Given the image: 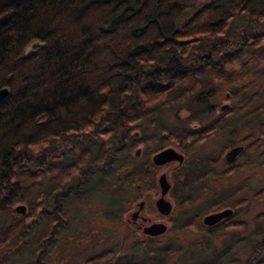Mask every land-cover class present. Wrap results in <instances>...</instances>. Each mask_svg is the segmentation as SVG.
Instances as JSON below:
<instances>
[{
	"label": "trees",
	"instance_id": "obj_1",
	"mask_svg": "<svg viewBox=\"0 0 264 264\" xmlns=\"http://www.w3.org/2000/svg\"><path fill=\"white\" fill-rule=\"evenodd\" d=\"M1 88L7 93L0 100V264H16L18 255L33 264L60 241L69 248L82 240L65 231L69 207L87 209L78 207L105 191L101 207L121 222L141 187L155 188L150 158L160 149L172 146L183 155L169 178L173 189L189 176L173 197L184 210L192 207L194 185L221 158L201 173L203 155L194 154L215 132H229L230 147H242V161L223 169L236 174L264 166V0H0ZM246 138L251 142L241 144ZM240 184L227 203L207 206L215 199L182 213L171 230L195 222L202 229V215L231 208L213 226L220 232L209 227L207 234L241 231L233 199L246 189ZM261 193L264 186L253 200ZM252 220L261 224L250 235L259 246L244 264H264L257 258L264 210ZM127 242L72 264H116L120 248L146 257L162 244L145 235ZM225 243L195 264H240L234 256L240 237Z\"/></svg>",
	"mask_w": 264,
	"mask_h": 264
},
{
	"label": "rangeland",
	"instance_id": "obj_2",
	"mask_svg": "<svg viewBox=\"0 0 264 264\" xmlns=\"http://www.w3.org/2000/svg\"><path fill=\"white\" fill-rule=\"evenodd\" d=\"M227 133L221 131L215 132L207 140V142L202 143L197 147V150L194 154L199 153V155H203L199 156L202 161L198 162L199 168H201V173L204 172L203 167H206L207 165H209V163L211 165L212 160H214L217 156L220 155L221 158L218 163H212V167H215L216 170H213L209 173L205 171L204 176L200 178L201 180L199 181V184L194 185L193 188L196 189V191L194 192V195H192L191 197L189 196L192 200V207H187L186 209L188 210L177 207H170V229L168 228L169 224L166 220V217H162L158 214V216L156 215L152 219L151 216L149 217V215L151 214L147 207L144 210L142 208L140 212L143 217L144 215L147 216V220L145 218V222L142 223V221H136V223H133L131 220L130 213L137 208V203L142 201L144 206L147 205L148 207H151L153 206L152 203L154 202V200L160 197V190L156 189V187L150 188L147 187V185L142 186L140 192H142L143 196L146 194L143 191L149 192V194L152 193L153 195L148 194L149 196L147 198H141L140 200L138 199L136 203H134V205L123 214L121 222L114 221L117 218L114 212L110 211L106 207H101L103 204L100 202V200L103 201V199H106L107 201V192L103 191L102 194L97 195V198H94L92 202H88L78 207L80 210L81 207H88L87 209L74 212V208L69 207L67 210L68 226L66 227L65 231L68 233L72 232L75 236H81L82 240H76L74 243L71 242L69 248L67 246H63L62 241H60L53 254L51 253L50 256L48 255L47 257H45L42 262H38L36 259L33 261V264H72L74 262L82 261L84 257L109 245H121V247L124 248L125 246H129L127 241L132 239L134 235L139 237L140 235H145L143 234V232L137 229L136 224L147 226L148 224L154 222H161L165 225L164 232L157 236L162 241L160 249L162 247L171 248L174 251L173 254H169V252L168 254H165L164 251H160V249H158L155 250L154 253H152L150 256L146 257L143 254H137L138 256H126L125 253L127 249H124L125 252L123 254V249L120 248L122 253L119 254L116 264H124L128 260L133 263L139 261L141 264H195V262L197 263L199 259L207 257L206 255L210 254L212 250L222 249L223 245L226 244L225 242L229 240V237L234 235L240 237L241 242L239 243L241 245H239L234 250V256L237 259L238 263H246L247 259L251 257L253 249L259 246L257 245L258 242H256L259 240L250 237V235L254 233V230L257 229V226L261 225L254 223L252 218L257 212L264 210V195H262L263 193H261L257 196L258 201H254L252 194L257 191L259 187L264 186V166L259 168L257 166L247 165L243 168L242 173L236 174H232L231 171L229 172V169H227L228 167L226 168L227 170L223 169L226 161L225 155L228 151H230L232 147H230L232 142L229 140L231 138H229V136H226L228 135ZM225 141H230L229 145H225ZM250 142L251 140L246 138L245 141L241 142V144L244 143V145H246ZM154 145L155 143L151 144L152 147ZM168 147L174 148L172 146ZM205 153L208 157L206 161L203 160ZM237 155L238 154H236V157ZM238 160L242 161L241 156H239ZM150 162L152 166L157 167L155 173H158V176L164 170L166 175L170 176L171 171H175L177 167L176 162H170V164L168 165L157 166L153 163L152 156L150 158ZM229 163H232V161ZM184 176V183L182 184L181 182H179L180 185L178 184V186H174L173 189L169 192L166 190V192L163 194V199L170 202L172 201L176 193H178L177 190H179L181 185L183 186V189L186 188L185 185H188L190 181L188 175V178ZM242 181L246 185V189L242 194H237L233 197V199H236L238 203L237 206L240 209L239 211L233 210L234 212L238 211L237 214H235V218L240 219L244 224V228L241 231H239V229L237 228H229V233H226L224 235H218L217 232L211 234L212 231L207 234V230L197 229V222L193 223V225L189 229L181 230L180 233L171 231V227L173 226L174 221L177 223V225H179V219L182 213L185 216H188L189 213H194L195 211H197L199 207H204V203L213 201L215 199L218 200H215L216 202L214 201L213 205H210L209 207H219L224 204L223 201L229 198V194L232 192V189H234V187L238 185H241L240 183ZM200 209L201 208H199V210ZM224 209L225 208H220L218 210H215L214 212L222 211ZM194 215L195 214H192V217ZM216 223L212 225H215ZM262 227V234L264 237V224H262ZM213 228H218L219 232L221 230L220 227ZM173 230H178L177 226H174ZM33 233L37 235L39 233V230H34ZM174 235H176L177 242L174 239ZM199 240L202 241V247H198L196 248L197 250L195 249L191 252H188L186 250L187 247L196 244ZM232 243H236V241H229L228 244ZM13 247H8V251H10ZM180 248H182L183 250V255L178 250ZM129 249L131 250V247H129ZM258 250L260 252L257 258L261 256L264 257V246H261V248ZM13 258L16 260V264H26V259L22 255L15 256Z\"/></svg>",
	"mask_w": 264,
	"mask_h": 264
},
{
	"label": "water",
	"instance_id": "obj_3",
	"mask_svg": "<svg viewBox=\"0 0 264 264\" xmlns=\"http://www.w3.org/2000/svg\"><path fill=\"white\" fill-rule=\"evenodd\" d=\"M6 93H7L6 88L0 89V100L4 98ZM238 151H239L238 146L231 148L230 151H228L227 154L225 155L226 162L229 163L233 161ZM152 161L157 166H162L170 162H176L177 164H180L183 161V155L180 152L176 151L175 149L168 147V148H164L156 152L152 156ZM157 182L160 188V197H158L155 200V207L160 214L167 215L170 212L169 202L165 201L162 198L163 194L169 188V184L165 179V173H161L158 176ZM19 209H20L19 207H16L17 211ZM230 214H231V209L225 208L222 211H217L214 213L204 215L202 222L206 225H212ZM164 230H165V227L162 223H152L144 227L142 229V232L143 234L148 235V236H156V235L158 236L159 234L163 233Z\"/></svg>",
	"mask_w": 264,
	"mask_h": 264
},
{
	"label": "flooded vegetation",
	"instance_id": "obj_4",
	"mask_svg": "<svg viewBox=\"0 0 264 264\" xmlns=\"http://www.w3.org/2000/svg\"><path fill=\"white\" fill-rule=\"evenodd\" d=\"M239 145V146H238ZM239 147V151H238V155H237V157L235 156V158H234V160L232 161V162H234L235 160H237L238 158H239V156H240V154L239 153H241V150H242V147H241V145L240 144H237V145H235V146H232L231 148H233V147ZM164 149V148H163ZM139 150V152H140V149H138ZM160 150H162V149H160ZM156 152H158V151H156ZM155 152V153H156ZM136 154V153H135ZM197 154V153H196ZM139 155V153L137 154V156ZM225 161V160H224ZM225 163H227L226 161H225ZM170 164V163H169ZM181 164V163H180ZM230 164V163H229ZM168 168V167H167ZM212 168H215V167H212ZM215 170H216V168H215ZM162 173H165V170L162 172ZM156 178V179H155ZM153 184L155 185V187H156V189H158V190H160V188H159V185H158V182H157V179H158V173L157 174H155V176L153 177ZM165 179H166V181L168 182V184H169V188H168V192L169 191H171L172 190V188H171V185H172V183H171V179L169 178V175L167 176L166 175V173H165ZM181 187H183L182 185H181ZM146 194L143 196V194H141V196L138 198L139 200L141 199V198H147L149 195H151L152 193H150L149 194V192H146V191H144ZM149 194V195H148ZM153 195V194H152ZM138 199H136L135 201H133V203H132V205H131V207L134 205V203H136V201L138 200ZM157 199V198H156ZM155 199V200H156ZM155 200H154V202L152 203L153 204V206H151V207H148L147 205H145L144 206V204H143V202L142 201H140L139 203H137L136 205H137V208L135 209V210H133L131 213H130V216H131V220H132V222L133 223H136V221H142V223L143 222H145V218H146V220H147V216H145L144 215V217L140 214V212H141V210H142V208H143V210L147 207V209H149V211H150V214L151 215H149V217L151 216L152 217V219L157 215L158 216V214L159 215H161L162 217H166V220H167V222H168V224H169V229H170V223H171V221H169V219H170V217H169V214H170V212L167 214V215H162V214H160L158 211H157V209H156V207H155ZM165 200V199H164ZM166 201V200H165ZM227 201H229V198L227 199V200H225V202L227 203ZM168 202V201H167ZM173 202H174V199H172V201H170L169 202V207H175L174 206V204H173ZM211 202V201H210ZM141 203V204H140ZM140 204V205H139ZM212 204V203H211ZM210 204V205H211ZM230 204V203H229ZM210 205H207V206H210ZM206 206V204L204 205V207ZM130 207V208H131ZM154 207V208H153ZM224 207H230L229 205H227V206H224ZM232 212V211H231ZM210 213H214V211H209L208 213H205L204 215H206V214H210ZM204 215H202L201 217H200V223H201V225H202V229H204V230H208V229H206V228H209V227H213L214 225H206V224H204L203 222H202V219H203V217H204ZM154 223H161V222H154ZM150 224H152V223H150ZM150 224H148V225H150ZM163 224V223H162ZM147 225V226H148ZM164 225V224H163ZM136 227H137V229L138 230H140L141 232H142V229L144 228V227H146V226H142V225H139V224H136ZM164 227H165V225H164ZM171 231H173V232H175V233H180L181 232V229H178V230H171ZM141 236V235H140ZM145 236H148V235H145ZM149 237H155V238H158L157 237V235L156 236H149ZM174 238H176V235H174Z\"/></svg>",
	"mask_w": 264,
	"mask_h": 264
},
{
	"label": "bare ground",
	"instance_id": "obj_5",
	"mask_svg": "<svg viewBox=\"0 0 264 264\" xmlns=\"http://www.w3.org/2000/svg\"><path fill=\"white\" fill-rule=\"evenodd\" d=\"M174 149V148H173ZM177 151V150H176ZM139 153V150H137V153H136V155ZM228 163V162H227ZM169 163H167V164H165V165H168ZM178 165H180V164H176V166H178ZM175 168V167H174ZM17 207H19L20 208V211L21 212H23L24 211V207L25 206H23V205H19V206H17Z\"/></svg>",
	"mask_w": 264,
	"mask_h": 264
}]
</instances>
